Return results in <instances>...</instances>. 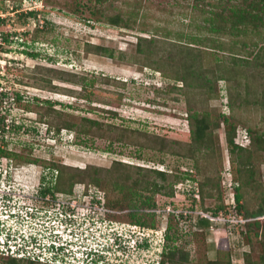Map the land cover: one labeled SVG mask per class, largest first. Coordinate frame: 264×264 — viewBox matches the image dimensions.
<instances>
[{"label":"rangeland","instance_id":"374dc122","mask_svg":"<svg viewBox=\"0 0 264 264\" xmlns=\"http://www.w3.org/2000/svg\"><path fill=\"white\" fill-rule=\"evenodd\" d=\"M88 3L94 5L95 0H0V118L7 128L6 132L0 129L3 132L0 145L5 151L3 156L11 153L13 157L8 161L0 157V167L9 168L16 181L26 186L25 192L30 188L33 194H40L49 182L45 168L61 173V181L67 188L71 179L85 188L86 182L80 180L88 181L98 168L101 170L96 176L104 177L97 188L89 187L93 189L89 195L72 202L80 208V217L86 219L84 223L79 220L82 226L68 225V222L57 226L42 223V218L31 220L28 226H23L18 246L24 242L27 251L28 234L37 235L39 241L35 249H31L38 259L35 264H82L76 260L82 256V249L97 246L104 248L109 258L118 254L117 263L150 264L152 259L158 258L154 254L158 248L155 243L170 221L171 236L175 239L170 240L166 251L171 246L179 251L174 261L165 264H215L216 260L217 264H230V259L232 264L260 262L264 244L255 235L249 238L245 234L248 226L244 219L223 212L216 218L210 217L212 211L202 208H215L222 200L234 208L239 192L246 209L254 210L264 197V152L256 150L257 146L250 145V140L240 134L249 128L255 136L264 133V22L254 19L235 26L229 7L243 5L247 8L243 0L104 2L101 6L104 12L121 13L126 20L132 18L129 22L133 27L121 28L104 20L88 21L85 6ZM29 10H36L37 16H21ZM254 13L264 19V6L254 9ZM211 22L220 32L207 29ZM1 35H6L8 41ZM153 35L160 38L157 46L161 51L155 50L154 58L161 55L166 76L154 70L150 55L145 57L146 53L137 50L139 36ZM200 40L201 44H193ZM89 43L108 46L114 57L99 53L95 48L87 50ZM190 64L203 74L200 78L194 74L195 80H199L197 85L174 87L175 84L182 86L183 81L170 77L175 73L173 70ZM211 84L213 90H209ZM37 98L58 99L63 103L52 107L38 103ZM194 111L207 112L212 120L221 121L220 127L214 130L216 149H208L202 155L204 150L195 153L203 156L199 157L198 168L195 159L189 157L190 152L198 148L187 119ZM224 116L237 124L236 139L252 150L244 153V157L233 153L227 145L228 125L223 121ZM83 117L97 119L101 125L84 131L86 134L81 133L83 130L78 132L82 126L89 125ZM64 126L77 130L62 128ZM57 127L62 129L58 131ZM83 137L89 147L78 141ZM248 155L247 165L254 168V175H246L248 185L238 189L240 182L234 181L236 171L233 169L243 168L242 161L247 160ZM115 158L144 167L131 168V176L138 183L130 182L134 193H141L143 199L150 194L144 189L145 183L156 179L149 168L167 170V185L176 175L188 173L189 177L173 185V196L165 192L155 194L158 209H150L140 206L139 198L121 199L122 193L112 189L111 179L117 181L116 173L120 172L112 170ZM53 166L58 170L52 169ZM40 177L42 185L38 181ZM205 180L208 183L201 196L197 186ZM218 194L222 196L220 199ZM36 196L19 200H29L35 205ZM95 198L100 202L93 203L96 210L92 213L83 203L90 204ZM16 202V198H9L7 211L0 217L9 223L0 228L1 240L7 237L10 226L22 224V219L16 220L10 213L16 208ZM5 215L9 218L4 219ZM200 216L210 217L209 229L198 224ZM137 218L155 220L158 233L154 236L150 232L149 244L137 247L131 243L126 251L115 252L114 248L118 247L112 240L116 238H108V232L112 228L120 232L123 224L136 223ZM53 227L60 232L58 237L51 234H54ZM18 228L19 225L16 232ZM10 240L7 244L15 245ZM53 241L58 243L56 247L67 241L72 256L52 257L47 244ZM0 251L11 254L5 244H0ZM183 251L189 253L186 260L180 259ZM19 257L25 256L20 254Z\"/></svg>","mask_w":264,"mask_h":264},{"label":"trees","instance_id":"16d2710c","mask_svg":"<svg viewBox=\"0 0 264 264\" xmlns=\"http://www.w3.org/2000/svg\"><path fill=\"white\" fill-rule=\"evenodd\" d=\"M24 1H36V0H24ZM108 0H95L94 5L92 4H85V6H87V11L89 13V20H95V21H100V20H104L105 22H109L111 25H114L116 27H121V28H131L133 26H131L129 20H131L132 18H129V20H126L123 15L121 13H116V14H110L107 12H104L105 10H103V8L101 7L102 5H104V2H106ZM243 2L247 5V8H245L243 5H234V6H230L229 10L231 11L232 15L235 17L233 22L235 23V26L241 23H247V22H251L254 19L259 20L261 23L264 22L263 16H260L259 14L254 13V9L256 8H260L262 9L264 6V0H251L250 2H247L246 0H243ZM38 14V12L36 10H29L28 12L22 13L21 16H25V17H30V16H34L36 17ZM209 17V16H208ZM206 20H208V18H206ZM46 23H48V21L46 20ZM209 31H217L220 32L219 28L216 27L213 22H211L210 26L207 28ZM3 36V39L5 41H8V38L6 35H1ZM159 37L158 35H153L150 37H144V36H139L138 37V41L136 43L137 45V50L140 53H146L145 57H147V55H150L151 59H152V67L154 68L155 71H162L163 74L166 76L167 72L165 69V62H163V58L161 57V55H159V57H157L158 55H156V57L154 58V54L156 53L155 50H157L158 53H161L159 46L158 45V41H159ZM196 39V38H193ZM144 42H146V44L144 45ZM189 43H193V42H189ZM201 40L198 43H193V44H201ZM152 46V47H151ZM92 48H95L99 53L108 55L110 57H114V53L112 50H110V48L107 46H103V45H93V44H87V50L91 51ZM189 50L193 51V48H189ZM30 53V52H29ZM157 54V53H156ZM31 55L33 56H37L36 53H32ZM235 60H239L238 58H234ZM167 60V58H166ZM168 61V60H167ZM187 66V65H186ZM184 67L181 70H173L175 71L172 79L174 78L177 82L178 81H183V85L182 86H176L177 84L174 85V87H193L196 86L197 83L199 82V80H195L194 74H197L198 78L202 77L203 74L201 73V71H199L198 69L195 68V66L193 64L188 65L187 67ZM232 69L233 65L231 66ZM229 69V68H228ZM229 71V70H228ZM181 72H185V73H181ZM181 73V74H180ZM168 77V76H167ZM214 85L211 84L209 86V90H213ZM4 94H6L5 92H3ZM17 96L19 97V94L17 92ZM38 103L41 104H49L50 106H55L59 103H63L62 100H51V99H39L37 98ZM200 114V115H199ZM84 120H86L88 122V127H81L80 130H77L75 128H69V127H62V128H68L71 131H78V132H82L86 134L85 132H87L89 129H92L93 126H100V122L97 119H92V118H87V117H83ZM187 119L189 121V124H191V136L193 137V139H195L198 142V148H194L193 152H190V156L189 157H193L195 160V165L198 168V160L199 157H203L201 156L204 153H207L208 149L210 150H215L216 148L213 146V143L216 141L215 140V136H214V130L216 128L220 127L221 121L215 119L212 120L211 116L209 113L207 112H199V111H194L191 114L187 115ZM223 121L226 122V124L228 125L226 128V141H227V145L228 147L231 148L232 152L235 153H239L240 155H242L244 157V153L247 152H251V148L250 146H242L240 144H237L235 142V137H236V133H237V124L233 123V122H229L228 118L224 116ZM4 121L2 120V117L0 118V129L3 130L4 132H6L7 128L3 123ZM62 128L57 127L58 131L61 130ZM248 129V128H247ZM85 131V132H84ZM77 132V133H78ZM250 135V140H251V144L250 145H255L257 146L256 150L262 149V151L264 152V133L263 134H259L258 136H255L252 132V130L249 128L247 131ZM3 132H0V135ZM80 142H82L83 145H85L86 147L88 146V143L86 141V138L83 137L81 140H78ZM139 150V149H138ZM202 150H204L201 155L198 154L196 155L195 153H199ZM3 153H5L4 149L2 148V146L0 145V157L4 158L5 156H3ZM11 153H7L8 158H13L11 155ZM247 160H243L242 161V165L243 168H238L237 170L233 169L234 171H236L234 173V181L235 179H238L240 184L238 183V189H242V187L244 185H248L249 183V179L246 177L247 176H251L253 177L254 175V168H251L250 166H248L247 164H249L250 161V156L248 155ZM54 163V162H53ZM56 165V164H54ZM135 166L136 168H142L144 169L143 166H139L137 164L131 163V162H125L122 161L121 159H117L115 158V162L113 165L112 170L113 171H120L117 172V178L114 182L113 178L112 180V189H117L119 192L122 193V195H119V197L121 199L124 198H128L129 201H131V198H139L140 199V206H148L150 209H158L157 207V203L156 200L154 199V195L158 194V193H163L165 192L167 195L169 196H173L174 195V189H173V185L179 182H184L185 179H187L189 177V174L186 173L185 175H176L174 176L175 179H173V181L171 182V184L167 185V181L169 179L168 175L169 172L167 170H163V169H158V168H149L151 170H149L150 172H153V174L156 176L155 180L152 181H147L145 184L146 186L144 187V189L148 192H150V194H148L144 199H143V195L140 194H136L134 193L133 187L130 186V182H134V185L137 184V179H133V177L131 176V168ZM52 169L54 170H58L57 166H53ZM147 169V168H145ZM99 170H101L100 168L96 169V172H94L95 175H93V177L91 179H89L88 181H84V180H80V182H86V184H84V186H86L85 188L83 187V184H79L78 186L76 184H78V182H74V179H71V182L69 184V188H67L66 186H63V181H61V173L57 174L58 177H56V171H52L51 169H46L45 168V172H48L49 174H52V176H54L55 180H56V184L53 186L55 189H61V190H70L69 195H71L73 192L72 190H78V189H83L85 190L84 193L87 194L88 191L87 190H93L92 188H89L90 186H93L94 188H97V186H99V184L101 183L100 179H104V177L100 178L97 177L96 175L98 174ZM233 171V172H234ZM51 172V173H50ZM237 173V176H236ZM195 181V178H192ZM118 181H123L126 183H120ZM208 181H200V183L198 184V193L202 196L204 194V185L207 184ZM219 183H217V188L219 187ZM170 188V189H169ZM240 191V190H238ZM60 192V191H59ZM106 192V191H105ZM194 192V191H193ZM107 193V192H106ZM192 199L194 201H196L195 198V193H192ZM197 195V194H196ZM219 199L222 197L221 194H218ZM74 197H70V199H73ZM204 199V198H203ZM236 199V205H234V208L231 206V204H225L222 203L219 204L218 206H216L215 208H207V207H203V210H211L212 211V216L210 217H214L216 218L220 213H225V214H234L237 218L240 219H244L245 220V224L246 226H248V229L246 230V235L251 238L252 235H255L258 239H260L259 241H261V243L264 244V197L261 198V204L258 208L254 209V210H249L246 209V206L243 202L242 199V193H236L235 196ZM96 200L98 202H100L99 198H96ZM107 203L110 205V200L107 198ZM106 203V204H107ZM231 207L233 209H231ZM190 210V209H189ZM192 210V209H191ZM190 210V211H191ZM243 210H245L243 212ZM134 215V214H133ZM183 215V214H180ZM210 217L208 216H200L198 219V224L202 227H206V229H209L211 227L212 224V220L210 219ZM134 221H136V223L140 224V225H144V226H148V227H157L158 224L154 221H149V220H141V219H134ZM171 225H170V221L167 223L166 225V238H167V247H169V242L170 240H174L175 237L171 236ZM179 249L176 246H171L169 248V250H167L163 256H167V258L163 257L162 259V264H165L166 262L170 261H174L176 258V254L178 253ZM166 254V255H165ZM4 255L8 258H10L12 261V263L14 264H24L21 262V260L15 256H7L5 254H1ZM230 256V255H229ZM188 259L189 258V253L188 252H182L180 255V259ZM18 260V261H17ZM261 261L260 262H254L253 264H264V251L261 254ZM217 261V260H216ZM215 261V264H217V262ZM33 260H29V264H35ZM214 263V262H213ZM230 264H232L231 259H230ZM58 264V263H57ZM60 264V263H59Z\"/></svg>","mask_w":264,"mask_h":264},{"label":"clouds","instance_id":"9594fccd","mask_svg":"<svg viewBox=\"0 0 264 264\" xmlns=\"http://www.w3.org/2000/svg\"><path fill=\"white\" fill-rule=\"evenodd\" d=\"M238 131L239 130L237 129V132ZM236 136H237V134H236ZM249 137H250V135H249ZM250 142H251V140H250ZM4 158L7 159L8 157L6 156ZM2 171L5 172L4 174H10L9 168L3 169L0 167V173H3ZM33 195H38V194H35V193L33 194V189H32L31 194H29L25 197H28V196L33 197ZM16 199H17V197H16ZM19 199L20 198H18L17 201H19V204H20L21 202ZM93 203L98 204L99 202L96 200V198H95V200L93 199V201H91L90 204H87V210L92 212V213H95L96 208L94 207ZM21 204L22 205H20V207L23 209H27L28 212H29V209H28L29 206H33V207L38 206V204L34 205L33 202L29 201V200L23 201ZM61 205H63V204H61ZM66 205H67L68 209H72V211H69V213L78 214L80 217L81 211H79L80 208L78 207V205L73 206V204L67 203V204L63 205L66 211H67ZM73 210H76V212ZM79 212H80V214H79ZM30 213L32 215L35 214V212H33V211ZM12 215H14V217L16 215H18L19 218L22 219L20 213H17V214L13 213ZM54 215H58V213H55ZM96 216H98V215H96ZM69 217L70 216L63 219L64 222H68V225H71L73 222H76V223L78 222V220H75L72 217L71 218H69ZM80 218H81V220H83L82 223L86 222L85 218H83V217H80ZM76 223H75V225H76ZM82 223H80L81 225L77 224V226H82ZM123 225H124V228H121L122 231H120V232L116 231V229H113V228L111 229V231L108 232V238H110V239L116 238L115 240H112V243L117 244V247H118L116 250L114 248L115 252L126 251V249L128 248V246L131 243L133 244L132 246H137V247L140 245L149 244L151 241L152 235L154 234V236H155V234L158 233L157 232L158 228H156V227H148V226L140 225L138 223H127V224H123ZM16 229H14L13 226H10L8 229L9 237H8V235L6 238L3 236V241L0 239V244H5V246H8V249H11V245H8L7 242H8V240H10V237L13 236V238L10 241L15 240L14 243L16 245V248L14 249V252H11V254H8V253H4V252L0 251V253L5 254L9 257L15 256V257H17V259L19 258L20 260L21 259L22 260L28 259V260L37 261L38 259H36V257H35L36 255L33 253V251L31 254H28V251H31V249L32 250L35 249V244L37 243V240L39 241V238L37 237L36 234L29 233L28 235L30 236V239L28 241H26L28 243V245H26L28 248L26 251L24 246H23L24 242H23V244H20V247H19L18 246L19 243L17 241L18 238L20 236L22 237V235H23L22 228L21 227H20V229L18 228L17 232H16ZM51 230L53 231V229H51ZM29 231H32V229ZM150 232H152V235ZM69 245L70 244H68V242L66 241V242L61 243V245L58 247H56V245L54 243H51L47 247L49 248V250H51L50 252L53 253L52 257H54V256L59 257L60 255L66 256L67 254L69 256H72L71 253H69V251H68ZM39 246H41V244H39ZM156 246L158 248L156 249V252L154 254L157 255L158 258L156 257L155 260L152 259L150 264H162L163 255L166 252V248H167L166 228H165L163 234L161 235L159 242L155 243V248H156ZM42 247H43V245L41 246V248ZM111 247H113V245H111ZM38 250H39V248H38ZM55 250L58 252H55ZM79 251H81V250H79ZM99 253H100V256H98ZM105 253H106V250L104 248H100L98 246L94 247V248L87 247V248L82 249V254H81L82 256H80V258H77L76 260H79L82 264H122V262L117 263V261H116L117 259L120 258V256L117 257L118 254H116L114 256V258H115L114 259L113 257L109 258L108 254L105 255ZM19 254H23V256H25V257H19ZM32 254H33V256H31ZM77 257H79V256H77ZM46 261H48L49 263L51 262L50 259H47Z\"/></svg>","mask_w":264,"mask_h":264},{"label":"flooded vegetation","instance_id":"af4514ba","mask_svg":"<svg viewBox=\"0 0 264 264\" xmlns=\"http://www.w3.org/2000/svg\"><path fill=\"white\" fill-rule=\"evenodd\" d=\"M8 159V158H7ZM6 159V161H8ZM13 160V158H10ZM8 163V162H7ZM50 179L48 184L45 185V188H43L40 192V194H38L36 203L39 205L38 207H42V208H49L52 207L56 204V202H59L60 204H72V202L74 203L76 201L77 198L82 197V196H87L89 195L84 194V192L79 193L78 190H72V194L69 195L70 190H59V189H55L53 186L56 184V180L54 178V176H52V174H49ZM56 177H58V175L56 174ZM17 179L15 178V175L13 174H4V173H0V217L1 215H3V213H5L7 211V205L8 204V200L9 198H22L24 196H27L29 194H31L29 192V189H27V191L25 192V187L22 184H19L17 181ZM39 183L44 184V182L42 181V177H40L38 179ZM51 181H52V185H51ZM17 182V183H16ZM54 182V184H53ZM20 186V187H18ZM60 191V192H59ZM87 191H91V190H87ZM84 194V195H83ZM57 196H59L60 198H57ZM70 197H74V199H70ZM76 198V199H75ZM78 201V199H77ZM22 203V202H21ZM20 203V205H22ZM84 207L87 205V203H83ZM66 209L67 212L72 211V209H68L67 205H66ZM82 209V208H81ZM76 212V210H73ZM42 220L45 222L46 220V216L48 215L47 212L43 214H41ZM17 218V220L19 219V216L16 215L15 216ZM2 222V223H1ZM9 225V223L7 221H3L0 218V228L2 226H6ZM12 260L4 255H0V264H14L11 262ZM18 261V260H17ZM21 262L23 263H29L28 259H24L21 260ZM17 264V263H16Z\"/></svg>","mask_w":264,"mask_h":264},{"label":"built area","instance_id":"2783aa9c","mask_svg":"<svg viewBox=\"0 0 264 264\" xmlns=\"http://www.w3.org/2000/svg\"><path fill=\"white\" fill-rule=\"evenodd\" d=\"M240 134L242 135V136H244V138H247V139H249L250 140V137H249V134H248V132L247 131H245L244 133H242V132H240ZM239 134V135H240ZM241 137V136H240ZM235 141H236V143H238V144H240L241 145V142H239V140L238 139H236L235 138ZM244 146V145H243ZM57 204L56 205H54V206H52V207H49V208H42L41 206L40 207H33V206H29L28 207V209H29V212H28V210L27 209H23V208H21L20 207V204H19V201H17L16 202V204H14V206H16V208L14 209V207H13V209L10 211V213L11 214H17V213H20L21 214V218H22V224L21 223H17L16 225H12V226H14L15 228H17V225H19L22 229L24 228L23 226H28V225H26L27 224V222H30L31 220L32 221H36V219H39L40 217H42V215L41 214H43V212L44 213H46L47 212V216H46V221L44 222L42 219H41V222L42 223H51V224H58L57 226H59V225H62L63 224V222H64V220L63 219H65L66 217H68V216H70L69 218H73V219H75V220H78V222L76 223V222H73L72 224H75L76 223V225L77 224H79L80 225V222H79V220L81 219L80 217H79V215L78 214H75V213H73V214H71V213H69V212H67L66 210H65V208H64V206L63 205H61L59 202H56ZM74 206V205H73ZM35 212V214H31L30 212ZM38 211V212H37ZM55 213H58V215H54ZM39 215V216H38ZM7 218H9L8 217V215H5V218L4 219H7ZM17 220V219H16ZM12 222V221H11ZM15 222H18V221H15ZM47 224V225H48ZM70 224V223H69ZM57 226L55 227V228H57ZM51 229H53V232H54V234L53 233H51L52 235H54L55 237H58L59 235H60V232L57 230V229H54V227L53 228H51ZM27 230H31V228H27ZM23 231V230H22ZM24 233V232H23ZM51 234H50V236H51ZM53 236V237H54ZM52 237V236H51ZM75 239H77V237L75 238ZM111 239H113V238H111ZM21 239L20 238H18V241H20ZM3 241V240H2ZM14 242H15V240H13ZM52 243H54L56 246L58 245V243L56 242V241H53ZM51 244V242H48V244L47 245H50ZM16 248V245H14V244H12L11 245V252H14V249ZM32 253V251H28V254H31ZM20 255V254H19Z\"/></svg>","mask_w":264,"mask_h":264}]
</instances>
